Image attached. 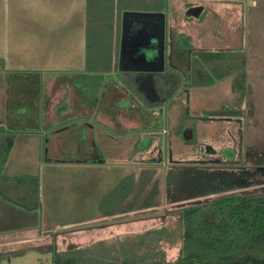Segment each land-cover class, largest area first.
<instances>
[{
	"label": "rangeland",
	"instance_id": "374dc122",
	"mask_svg": "<svg viewBox=\"0 0 264 264\" xmlns=\"http://www.w3.org/2000/svg\"><path fill=\"white\" fill-rule=\"evenodd\" d=\"M169 1L171 22L172 16L181 12L179 4L184 8L185 4ZM213 1L204 4L211 21L198 27L205 33L202 42L218 51H226L227 44L242 48L247 55L248 75L244 93L234 90L232 75L207 87L183 84L189 77L188 59L178 62L186 73L184 79L176 69L165 73L162 18L153 39L159 59L147 56L150 49L144 41V29L124 43L120 71H133L127 68L134 65L137 74L68 75L66 70L23 74L4 69L0 63V125H6L16 136L38 125L36 133L42 139L31 145L29 152H23L22 142L16 140L8 171H40L42 204L54 211L50 215L68 219L72 215L66 212L68 205H80L77 201L82 197L88 198V212L94 216L99 211L96 198L107 188L100 181L109 175L113 180L135 175L137 235L160 231L137 249L163 252L165 263L174 264L183 247L179 226L183 208L223 195L264 194V6L262 0ZM4 2L0 1V10L3 7L5 13ZM182 12L187 14L185 9ZM174 38L184 45L189 43L180 34ZM134 78L141 82L137 84ZM50 84L57 85L58 90L52 91L53 99L46 103L44 91L52 87ZM59 100L63 111L57 106ZM213 111L221 114L212 115ZM55 116L72 117L71 123L59 130V135L70 141L71 149L60 154H53L48 142L59 132L45 122V117L47 122L56 121ZM87 123L99 130L93 131ZM71 181L77 183L70 185ZM80 190L81 196L73 194ZM143 204L148 209L139 211ZM56 219L50 218V222L54 225ZM6 236L15 239L2 245L0 264H52L55 238L33 242L23 230L10 231ZM157 259L160 256L151 260Z\"/></svg>",
	"mask_w": 264,
	"mask_h": 264
},
{
	"label": "crops",
	"instance_id": "0c3cea01",
	"mask_svg": "<svg viewBox=\"0 0 264 264\" xmlns=\"http://www.w3.org/2000/svg\"><path fill=\"white\" fill-rule=\"evenodd\" d=\"M182 1L185 8L182 4H179L178 8L181 12L173 15L172 17L175 18L170 22L168 17L170 13L169 0H5V13L2 12L3 7L0 10V63L4 69L19 71L23 74L33 72L35 74H46L58 70H66L68 75L85 73L105 76L118 74L119 72L122 74H137L134 65L127 68L133 71H128V73L120 71V59L122 58L124 43L126 40H132L144 29L146 34L144 38L146 40L144 41L150 49L149 53L146 52L147 56L159 59V50L153 43V39L155 38V27L160 24L162 18L165 22L164 50L167 56L164 71L167 73L170 69H176L179 74L183 75L184 79V75L190 72L191 59L197 51L218 50H213L210 45H205L202 42L205 33L198 30V27H201L205 22L209 23L211 21L209 10L204 4L213 0H179L178 2L183 3ZM253 2L257 3V0ZM262 4L264 6V0H262ZM184 9L187 14L182 12ZM175 32L184 38L186 37L189 42L188 45L176 40L174 38ZM89 33L96 46L93 58L101 60L100 63H97V66L112 65L111 69L87 70ZM225 46L226 51H242V48L234 49L229 47V44ZM245 57L247 60L246 54ZM186 59H188L186 62L188 71L185 73L179 67L178 62L179 60L185 62ZM103 60H112L111 65L104 64ZM186 82H189V78ZM186 82L182 81L183 84H186ZM49 90L50 95L48 94ZM57 90L55 84L45 89L46 103L50 100V97L53 99L54 92L52 91ZM59 101L58 107L63 104L61 100ZM60 108L62 109V107ZM84 116L88 117L86 114ZM103 116L105 117V115ZM71 118V116L70 119L56 117V121L48 120L47 122L45 117V122L50 126L49 128L59 132L48 138L49 144L54 149L53 154H60L66 150L70 151V141L67 137L60 136L61 132L59 130L66 128L62 125L67 122L68 124L71 123ZM81 124L84 125L85 123ZM115 124L117 125L116 121ZM87 125L93 131L99 130V127L96 128L92 124L87 123ZM3 126L6 127V125ZM38 129L39 126L37 125V129H31L16 136L10 156L15 148L16 140L22 142L21 150L23 152H29L28 149L31 145L36 146V142H41V137L36 133ZM58 138L63 140L60 142ZM50 139L53 141L51 142ZM37 149L38 153L40 149ZM10 156L4 167L6 175L34 174L39 176L38 224L35 226L34 215L30 214L29 211L25 212L24 207L20 206L18 199L22 193L18 189L0 182V249L2 245L15 239L6 236L8 232L14 230H23L26 233L25 237L33 242L38 240L48 241L55 238V241H57V248L55 247V249L57 251H65L72 247H89L94 246V244H100L99 247L105 246L107 249L119 251L122 248V243L138 234L137 180L135 175L133 182L129 181L125 186L124 192L112 194L108 198H106L107 195L118 188L121 180L132 174L124 175L117 180L111 179V175H109L107 180H101L100 183L106 184L108 189H104V192H101L96 198L99 211L94 216L89 215L88 198L83 199L81 197L77 201L80 205H68L66 212H71V217L66 220L56 219L55 215L49 214L54 211L50 212L46 209V205L43 206L42 204L43 182L40 171H32L30 168L23 169L26 172H15L14 168L12 171H8V167H10V164L12 165V162L9 161ZM64 160L66 159L62 161ZM83 164L85 163H81V165ZM39 166V169H41L40 158ZM112 167L115 168L114 165ZM75 182L77 183V181H71L70 185ZM82 191H73V194L79 193V196H81ZM28 201H30L29 197ZM147 209L143 204L139 211ZM50 218L56 219L54 225L50 222ZM45 220L48 223H46V228H42Z\"/></svg>",
	"mask_w": 264,
	"mask_h": 264
},
{
	"label": "trees",
	"instance_id": "16d2710c",
	"mask_svg": "<svg viewBox=\"0 0 264 264\" xmlns=\"http://www.w3.org/2000/svg\"><path fill=\"white\" fill-rule=\"evenodd\" d=\"M139 7V6H138ZM88 71L111 69L112 60H103L111 66L100 67L95 60L96 46L88 34ZM100 65V64H99ZM188 86H211L216 81L234 76V90L245 92L246 57L240 50L197 51L191 59ZM134 81L138 84L141 80ZM138 81V82H137ZM220 115L221 111H213ZM16 139L13 131L0 125V182L18 189L22 193L18 199L24 211L34 215V225L38 224L39 185L38 175L21 174L9 176L4 167ZM134 175L123 178L115 190L124 192L132 183ZM28 197L29 200L28 201ZM182 229V253L174 264H264V194L223 195L211 202L183 208L179 221ZM159 230H150L131 237L122 243V248L110 250L100 244L89 247H72L65 251L54 250L52 264H166L165 254L140 252L137 248L150 241ZM98 247V248H97ZM155 256L160 259L152 261ZM0 250V262L2 261ZM151 260V261H150Z\"/></svg>",
	"mask_w": 264,
	"mask_h": 264
},
{
	"label": "water",
	"instance_id": "95a60500",
	"mask_svg": "<svg viewBox=\"0 0 264 264\" xmlns=\"http://www.w3.org/2000/svg\"><path fill=\"white\" fill-rule=\"evenodd\" d=\"M163 49H164V46H163Z\"/></svg>",
	"mask_w": 264,
	"mask_h": 264
}]
</instances>
